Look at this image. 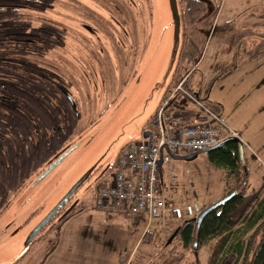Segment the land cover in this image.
Returning a JSON list of instances; mask_svg holds the SVG:
<instances>
[{
  "label": "rangeland",
  "instance_id": "1",
  "mask_svg": "<svg viewBox=\"0 0 264 264\" xmlns=\"http://www.w3.org/2000/svg\"><path fill=\"white\" fill-rule=\"evenodd\" d=\"M176 1L177 18L169 0H0V264H211L219 239L183 250L172 232L178 220L153 219L138 242L145 218L141 226L127 214L116 222L94 203L116 155L144 138L164 87L179 76L186 29ZM205 2L188 79L195 95L220 105L233 67L242 84L258 74L255 89L264 90V0ZM237 140L241 165L229 177L206 151L171 157L162 166L169 199L205 208L232 187L264 196V137ZM97 163L61 213L78 209L25 244L39 217Z\"/></svg>",
  "mask_w": 264,
  "mask_h": 264
},
{
  "label": "built area",
  "instance_id": "2",
  "mask_svg": "<svg viewBox=\"0 0 264 264\" xmlns=\"http://www.w3.org/2000/svg\"><path fill=\"white\" fill-rule=\"evenodd\" d=\"M186 76L173 78L161 96L144 131L149 137L125 144L114 159V171L94 192L95 207L104 212L130 215L139 221H177L195 217L202 207L195 201L183 206L169 199L164 189L162 166L171 155L205 151L228 137L238 138L215 112L185 86ZM180 99L199 106L204 112L194 117L175 111ZM181 110V109H180ZM161 159V170L158 160ZM172 174V172H170ZM140 218V219H138Z\"/></svg>",
  "mask_w": 264,
  "mask_h": 264
},
{
  "label": "trees",
  "instance_id": "3",
  "mask_svg": "<svg viewBox=\"0 0 264 264\" xmlns=\"http://www.w3.org/2000/svg\"><path fill=\"white\" fill-rule=\"evenodd\" d=\"M182 2L184 5L181 14L186 34L180 53L182 63L179 64L178 75L186 76L185 86L192 92L188 84L189 73L193 67L190 61L195 60V52H198L197 32L200 31V27L207 25V20H203L202 16L208 8L205 0H182ZM205 104L210 110L213 109V106ZM206 153L214 166L225 170L227 177L239 172L241 152L240 143L236 138L228 137L208 149ZM233 191L235 193L227 198L226 196ZM78 207L79 204L74 203L63 216H61L63 212L60 211L58 215L60 214L61 217L59 216L58 220L61 221ZM206 207H210V210L204 215L199 226L196 225L195 216L178 220V224L173 228L172 232L183 250H198L211 240L219 239L220 243L211 264H264V196L257 193L250 198L243 190L232 187L225 195ZM51 228L52 226H49L48 230ZM147 233L145 232L142 239ZM50 247L54 249V243H51ZM181 259L182 256H179L175 260L179 263Z\"/></svg>",
  "mask_w": 264,
  "mask_h": 264
},
{
  "label": "crops",
  "instance_id": "4",
  "mask_svg": "<svg viewBox=\"0 0 264 264\" xmlns=\"http://www.w3.org/2000/svg\"><path fill=\"white\" fill-rule=\"evenodd\" d=\"M254 59L251 58V60ZM230 73L226 74L225 76V87H230L232 92H229V89L227 90L230 95L226 98L222 99V103L218 105L217 103H211L209 101H205L209 105L213 106V112L217 114V116L228 126L230 127L234 132L237 133V136L239 140H241L243 143H246L247 140H251L253 138H256L257 136L259 137V140H261L264 137V115L263 113H260L256 111L260 107H263L264 105V90H257L255 89V85L257 81L259 80L258 74H250V77L246 79V81L249 82V84H242L239 81V74H236V69L229 68ZM228 77H230V80H228ZM256 77V78H254ZM258 77V78H257ZM224 78V77H223ZM227 78V79H226ZM172 82V81H171ZM171 84V83H170ZM169 84V85H170ZM189 84V83H188ZM164 87L158 102L163 95V93L167 90V87ZM242 86V87H241ZM191 88L192 92L194 93V88L189 85ZM242 89V90H241ZM244 91V94H249V102L242 100L243 96H241V93ZM232 93V94H231ZM254 93H261V97L254 96ZM195 94V93H194ZM243 95V93H242ZM196 96V95H195ZM199 96V95H198ZM209 97V95H206ZM251 97L256 98L255 100H250ZM258 98V99H257ZM258 100V101H256ZM157 102V104H158ZM218 102V101H215ZM179 107H175V111H185V114H188L187 112L194 117H200V113H195L197 112L195 109H193V103L191 102H186L183 99H180V102L178 103ZM262 104V105H260ZM260 105V106H259ZM157 106V105H156ZM155 106V108H156ZM220 106V107H219ZM154 108V110H155ZM181 109V110H180ZM153 110V112H154ZM220 110V112H218ZM220 113V114H219ZM152 115V114H151ZM231 189V188H230ZM229 189V190H230ZM188 203V202H186ZM179 205V204H178ZM116 215L111 219L116 222H119L121 220L125 221V217L123 218L121 213H115ZM143 219H140L139 221L136 222L137 225L142 224ZM148 224L146 222L144 228L140 231L138 235V242L142 241V237L145 234V232H150L148 228ZM141 226V225H140Z\"/></svg>",
  "mask_w": 264,
  "mask_h": 264
},
{
  "label": "water",
  "instance_id": "5",
  "mask_svg": "<svg viewBox=\"0 0 264 264\" xmlns=\"http://www.w3.org/2000/svg\"><path fill=\"white\" fill-rule=\"evenodd\" d=\"M170 2V7L172 10L173 15L177 18L179 16V10L177 7V1L176 0H169ZM144 137H149V142L151 134L149 131L143 132ZM219 144V143H218ZM214 147V146H213ZM212 148V147H211ZM210 149V148H209ZM208 150V149H207ZM205 150V151H207ZM242 150V145L240 144V151ZM198 152L190 153V154H185V155H174L170 154L172 158L174 159H189L193 156H195ZM63 154L58 157L55 161H53L40 175L39 178L43 177L46 173H48L51 169H53L58 162L62 159ZM159 164V169L161 170V159L158 160ZM100 164H96L95 166L89 168L70 188L69 190L51 207L50 210L46 211V214L41 215L39 217V221L36 222L32 228L29 230L25 244H30L35 237L53 220L55 216L58 215V213L62 210V208L65 206V204L71 199V197L75 194L77 189L89 178V176L96 170V168H99ZM235 191H233L231 194L227 195L226 197L229 198L231 195H233ZM73 205V204H72ZM72 207V206H71ZM70 209V208H69ZM68 209V210H69ZM64 211L61 216L65 215L67 211ZM210 210V207L204 208L195 218L196 225L199 226L202 218L204 215ZM60 216V217H61Z\"/></svg>",
  "mask_w": 264,
  "mask_h": 264
}]
</instances>
